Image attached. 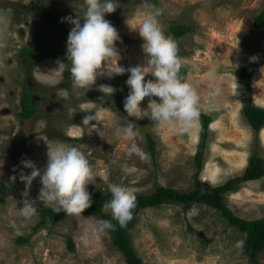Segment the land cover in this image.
Here are the masks:
<instances>
[{"label": "rangeland", "instance_id": "374dc122", "mask_svg": "<svg viewBox=\"0 0 264 264\" xmlns=\"http://www.w3.org/2000/svg\"><path fill=\"white\" fill-rule=\"evenodd\" d=\"M145 2L119 0L117 10L105 16L118 32L115 46L122 65L144 57L142 39L131 27ZM156 2L164 8L159 18L165 34L177 44L184 68L182 77L198 92L200 113L211 117L204 137L199 120L187 133L178 134L147 117L137 119L127 113L122 103L128 90L124 78L127 67L111 79L98 76L88 91L72 87L66 45L74 25L61 21L67 16H82L84 0H0V13L9 21L0 25V32L6 34L0 40V186L4 187L0 192V264H126L108 233L89 230L95 216L68 217L55 224L46 221L36 229L39 213L31 219L19 215L27 199L50 207L36 199L42 187L39 177L27 197L23 196L25 184L19 179L21 171L31 172L23 167L22 160H31L41 170L46 167L47 142L76 145L85 152L96 177L86 186L89 192L108 191L109 179L146 194L158 185L186 192L195 188L197 179L206 191L241 175L253 154L264 162V126L255 132L241 111L247 100L264 108V26H254L255 17L264 11V0ZM48 12L57 18L55 23H48ZM174 24L187 25L190 30L176 36L170 30ZM30 47L31 52H23ZM253 56L257 59L252 60ZM61 62L65 65L58 69ZM243 67L251 71L248 90L239 77ZM210 72L216 73L215 81L208 79ZM144 75L155 79L150 73ZM101 84L112 86L113 93L105 96L98 90ZM215 86L222 92L210 98ZM28 92L37 112L21 119L19 101ZM147 102L148 98H141V107L146 108ZM68 107L78 109L72 118L67 114ZM81 109L98 114L99 120L91 122L95 127L82 126L85 112ZM125 118L132 119L139 130L138 143L150 155V166L125 151L128 138L114 133L115 121ZM20 130L16 144L6 148ZM201 144L203 166L197 169L194 154ZM120 160H126L130 169L124 175ZM13 175L17 177L15 182L9 179ZM223 201L240 218L264 217V176L236 184ZM104 211L111 213L109 207ZM125 229L145 264H254L241 248L244 233L205 203L167 202L158 207L134 208ZM21 234L29 237L24 244L16 240ZM67 237L74 243L72 250L68 249ZM258 260L264 264V249Z\"/></svg>", "mask_w": 264, "mask_h": 264}, {"label": "clouds", "instance_id": "9594fccd", "mask_svg": "<svg viewBox=\"0 0 264 264\" xmlns=\"http://www.w3.org/2000/svg\"><path fill=\"white\" fill-rule=\"evenodd\" d=\"M85 10L83 15L76 17L67 16L61 22L67 21L74 27L71 28L66 45V58L70 62L68 71L71 74V83L74 89H86L96 83L98 76H107L111 79L114 75L128 71L125 80L128 90L123 96V106L127 113L137 119L149 118L157 125L170 127L178 134L187 133L197 122L200 116V96L196 89L185 80L181 74L182 60L178 55L175 40L165 34L160 23V14L164 8L156 0H146L143 9L138 13L134 28L142 39L141 49L144 53L142 60L130 62L127 65L119 63L120 54L116 48L119 39L116 28L105 18L106 14L114 13L119 7V0H84ZM8 17L0 13V25L7 24ZM6 34L0 32V40ZM238 46V45H237ZM252 60L257 57L253 56ZM59 63V68L64 67ZM262 70V69H261ZM145 73H150L155 79H148ZM210 81L217 79L215 72L208 75ZM234 94L238 84L234 81ZM98 90L109 96L113 93L112 86L99 85ZM222 89L215 86L209 93L210 98L220 95ZM68 93L65 92V99ZM152 97H158L159 100ZM141 98H148L147 107L142 108ZM259 106V105H257ZM86 114L81 124L86 127L93 121H98L99 116L91 109H81ZM78 112L77 107H68L69 118ZM95 127V124H92ZM114 133L127 137L125 151L137 156L139 160L150 166V155L139 145L141 138L139 130L134 127L132 119L116 120L113 127ZM26 169H31L30 174L23 171L19 179L25 184L24 197L28 196L33 181L39 177L42 187L36 198L45 206L53 207L57 213L63 211L69 216H80L90 207L91 194L87 185L95 181L91 164L85 154L76 145L47 142V164L42 170L37 168L31 160H22ZM3 161L0 160V166ZM124 170L122 175L130 169L126 160H120ZM15 172V169L13 170ZM15 182V175L9 178ZM108 196L102 201L110 208L111 216L116 223L107 216L95 217L89 224L90 231L104 230L106 227H125L133 218V209L136 207L135 189L119 180L107 181ZM35 200L27 199L19 209V215L31 219L37 215Z\"/></svg>", "mask_w": 264, "mask_h": 264}, {"label": "trees", "instance_id": "16d2710c", "mask_svg": "<svg viewBox=\"0 0 264 264\" xmlns=\"http://www.w3.org/2000/svg\"><path fill=\"white\" fill-rule=\"evenodd\" d=\"M47 21L49 24H53L57 21L56 17L46 13ZM254 26L257 29H261L264 26V11H261L254 19ZM172 34L180 36L190 30L189 26L183 24H174L170 26ZM29 49H23L24 53L32 51ZM181 76L184 74V68L180 69ZM251 71L246 68L239 70V77L245 83V87L248 90L250 87ZM116 86H120L116 83ZM20 111L19 116L21 119H28L34 116L37 112V108L32 100L30 92L23 95L19 101ZM119 108L122 104L118 102ZM243 117L248 122L250 127L258 132L264 126V108L255 105L251 101L247 100L241 108ZM86 114V113H85ZM84 114V115H85ZM199 122L204 128L203 137L206 136L207 128L211 122V117L207 114L200 113ZM22 131H18L16 138L7 145L6 148H12L16 144L17 139L20 137ZM150 139V135H148ZM203 144L196 150L194 154V165L197 169H201L203 166L204 152L202 150ZM264 176V162L262 157L257 154L250 156L248 165L243 170L242 174L227 180L223 184H219L206 191L201 189V181L195 180V188L186 192H182L172 187H166L158 185L151 193H135L136 195V207L135 209H145L149 207H158L163 203L177 202L183 205L191 203H205L215 209H218L222 215L229 221L230 225L235 227L240 232L244 233V239L242 244V251L249 257L250 261L254 264H259L258 255L264 249V217L257 219H243L236 216L224 203L225 193L234 189L236 184L261 178ZM4 187L0 186V192L2 193ZM91 203L90 207L86 208L80 215L90 216H107L116 223L115 218L111 216V213L105 212L104 209L108 206L103 204L102 201L108 196L109 192L103 189H97L90 191ZM2 199V198H1ZM37 206V213L41 215V219L36 229L44 224L46 221L55 224L68 217H76L66 215L63 211L57 213L53 210V207H41ZM106 233L110 235L112 244L118 248V250L124 255L126 264H145L139 255L136 253L134 247L131 244L130 237L125 227H120L117 224L116 228L106 227L104 229ZM29 237L27 234H21L16 240L18 243H26ZM68 249L74 248V243L70 237H67Z\"/></svg>", "mask_w": 264, "mask_h": 264}, {"label": "bare ground", "instance_id": "6f19581e", "mask_svg": "<svg viewBox=\"0 0 264 264\" xmlns=\"http://www.w3.org/2000/svg\"><path fill=\"white\" fill-rule=\"evenodd\" d=\"M207 164V163H206Z\"/></svg>", "mask_w": 264, "mask_h": 264}]
</instances>
